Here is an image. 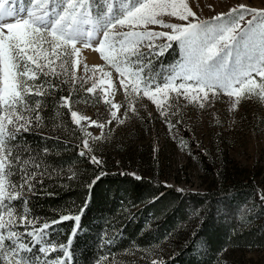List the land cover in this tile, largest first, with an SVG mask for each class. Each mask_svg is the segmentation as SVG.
Returning a JSON list of instances; mask_svg holds the SVG:
<instances>
[{
  "label": "snow or ice",
  "instance_id": "1",
  "mask_svg": "<svg viewBox=\"0 0 264 264\" xmlns=\"http://www.w3.org/2000/svg\"><path fill=\"white\" fill-rule=\"evenodd\" d=\"M174 43L178 59L154 71L153 62ZM82 49L98 53L104 63L89 68L80 59ZM61 85L107 106L108 119L98 121L72 110L71 94L56 98L82 133L79 156L91 153L90 139H103L107 126L142 119L136 104L145 98L169 130L182 101L204 109L224 95L235 109L242 100H264V8L241 3L200 18L187 0H0V264L72 261L80 214H63L38 227L26 208L16 206L27 204L25 189L34 191L37 173L29 166L41 164L37 155L26 151L22 158L14 149L23 133L41 126L47 100ZM119 90L127 103L114 102ZM88 127L101 135L93 137ZM90 161L100 163L94 155ZM66 221L75 222L73 232L57 244L49 230ZM57 252L61 255L54 256Z\"/></svg>",
  "mask_w": 264,
  "mask_h": 264
},
{
  "label": "trees",
  "instance_id": "2",
  "mask_svg": "<svg viewBox=\"0 0 264 264\" xmlns=\"http://www.w3.org/2000/svg\"><path fill=\"white\" fill-rule=\"evenodd\" d=\"M177 47L174 43L173 49L155 60L153 70L178 59ZM70 94L73 101L88 97L81 89L73 92L68 85H61L47 100L41 126L23 133L24 141L14 149V155L22 158H27L26 151L37 155L41 164L39 169L29 166L37 173L32 181L34 191L24 190L27 204L17 201L18 209L26 208L38 227L63 214L81 215L70 264H151L152 260L220 264L223 248L264 242L263 224L237 229V224L217 221L220 213L233 215L235 208L247 205L254 194L250 180L243 181L224 170L222 164L229 162L224 155L215 170L219 156L211 159L209 168L201 164L212 186L198 192L166 188L159 183L158 162L149 157L136 160L146 162L139 180L115 169L109 158L93 164L89 154L78 155L82 133L71 122L68 109L56 103V98ZM12 180L20 182L17 176ZM260 210L249 215L247 222ZM74 226L73 221L56 225L49 230L51 240L66 242ZM162 242L169 252L160 255Z\"/></svg>",
  "mask_w": 264,
  "mask_h": 264
},
{
  "label": "rangeland",
  "instance_id": "3",
  "mask_svg": "<svg viewBox=\"0 0 264 264\" xmlns=\"http://www.w3.org/2000/svg\"><path fill=\"white\" fill-rule=\"evenodd\" d=\"M187 2L200 18H209L226 12L241 3L264 8V0H187ZM149 28L155 31L165 30L158 25H150ZM80 59L89 68L104 63L99 54L90 49H82ZM158 68L161 69L160 66ZM105 71L108 69L105 68ZM79 74H82V69ZM96 75L100 77L99 72ZM105 81L107 82V78ZM113 82L118 87L119 81L115 73ZM87 95L88 97L80 100H71V109L92 119L106 121L107 106L102 100L97 101L93 95ZM114 102L127 103L122 90L116 91ZM136 107L142 119L127 121L125 125L107 126L103 139H90L92 151L89 156H96L100 163L109 158L115 169L133 177L146 170V162H137V158L149 157L158 162L156 172L160 176L159 183L179 192H197L212 186L210 177L203 172L201 164L209 168L212 165L211 159L219 156L213 168L215 170L218 168L219 160L224 161L222 157L224 155L229 160L222 164L224 170L243 181L250 180L254 194L247 205L235 208L233 215L225 216L224 213H220L217 221L221 219L237 224V229L252 223L264 225V201L261 200V196H264V100L256 97L242 100L235 109L224 95L215 100L210 99L204 109L182 101L178 114L171 117L175 125L171 130L159 116L155 106L146 98L140 100ZM83 123L87 126V122ZM87 131L91 132L93 137L101 135V130L97 128L88 127ZM257 209L262 210L247 222V217L253 215ZM193 223L191 222L189 227ZM261 233L264 234V229ZM167 247L166 243L162 242L158 248L160 255L169 252ZM221 252L218 260L220 264H264V242L253 245L238 244L223 248Z\"/></svg>",
  "mask_w": 264,
  "mask_h": 264
}]
</instances>
